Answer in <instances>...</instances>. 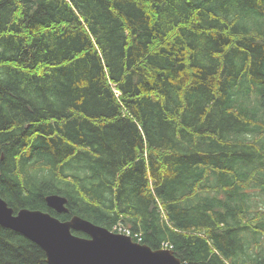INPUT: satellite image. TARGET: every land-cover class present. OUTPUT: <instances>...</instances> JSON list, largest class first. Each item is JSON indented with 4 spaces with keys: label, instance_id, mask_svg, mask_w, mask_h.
<instances>
[{
    "label": "trees",
    "instance_id": "1",
    "mask_svg": "<svg viewBox=\"0 0 264 264\" xmlns=\"http://www.w3.org/2000/svg\"><path fill=\"white\" fill-rule=\"evenodd\" d=\"M0 196L264 264V0H0ZM0 264L48 263L0 225Z\"/></svg>",
    "mask_w": 264,
    "mask_h": 264
},
{
    "label": "water",
    "instance_id": "2",
    "mask_svg": "<svg viewBox=\"0 0 264 264\" xmlns=\"http://www.w3.org/2000/svg\"><path fill=\"white\" fill-rule=\"evenodd\" d=\"M45 201L58 213L68 211L64 196L49 194ZM0 225L39 245L48 264H183L171 249H152L130 235L111 231L78 215L60 220L37 209L20 208L14 212L1 196Z\"/></svg>",
    "mask_w": 264,
    "mask_h": 264
},
{
    "label": "built area",
    "instance_id": "3",
    "mask_svg": "<svg viewBox=\"0 0 264 264\" xmlns=\"http://www.w3.org/2000/svg\"><path fill=\"white\" fill-rule=\"evenodd\" d=\"M114 229H115L116 232H120V233H123V234L130 235V231L126 227H123V226H115Z\"/></svg>",
    "mask_w": 264,
    "mask_h": 264
},
{
    "label": "clouds",
    "instance_id": "4",
    "mask_svg": "<svg viewBox=\"0 0 264 264\" xmlns=\"http://www.w3.org/2000/svg\"><path fill=\"white\" fill-rule=\"evenodd\" d=\"M131 236V235H130ZM132 237V236H131Z\"/></svg>",
    "mask_w": 264,
    "mask_h": 264
}]
</instances>
